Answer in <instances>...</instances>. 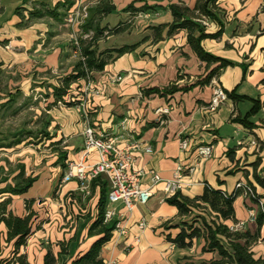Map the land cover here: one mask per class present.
Segmentation results:
<instances>
[{
    "label": "crops",
    "instance_id": "obj_1",
    "mask_svg": "<svg viewBox=\"0 0 264 264\" xmlns=\"http://www.w3.org/2000/svg\"><path fill=\"white\" fill-rule=\"evenodd\" d=\"M64 1L0 0V61L9 76V88L12 92L19 89L23 97L30 99H36L35 91L49 95L43 99L46 103L42 110L50 118V140L0 148V189L13 185L22 170L26 177L36 178L22 195L0 194V202L11 198L7 210L19 217L28 213L25 202L33 200L32 233L20 250L29 264H43L46 250L50 248L57 254L60 242L68 243L69 263L86 252L97 238L88 237V229L97 215L100 184L90 183L91 194L84 198L76 179L61 183L66 171L61 164L81 158L82 133L87 124L75 106L60 103L47 109L53 102L52 86L72 73L76 62L69 29L52 18L22 25L37 3L53 7ZM196 1L113 0L116 10L103 17L100 26L128 27L97 43V52H106L112 59L103 70L91 73L89 124L96 132L124 133L120 145L130 139L139 143L133 151V168L145 172L143 187L151 183L150 170L162 180H169L178 164L196 161L199 167L184 179L177 194L179 199L197 200L207 188L229 195L238 183L247 184L252 195L240 190L232 204L234 217L223 223L230 226L243 221L241 232L258 235L251 246L254 257L264 258V222L256 221L259 213L264 212V186L259 183L264 180V0H217L212 9L215 20L198 16ZM130 5L154 9L132 13L127 11ZM171 5L188 8L189 17L206 34L213 35L222 29L216 38H203L200 45L204 52L232 65L219 68V61L201 60L189 46L184 29L168 34V26L174 20ZM18 7L22 9L21 15L15 13ZM159 27L162 29L157 32ZM199 35L198 31L194 33V37ZM125 46L134 48L118 56L114 50ZM217 68L208 81L210 72ZM115 76L122 79L113 82ZM213 82L228 94V100L215 112L207 108ZM84 83L78 80L72 84L65 100L82 97ZM256 103L259 107L253 112ZM165 107L171 109L170 113L158 119L156 109ZM125 116L129 122L123 132L118 124ZM185 138L188 148L182 151L180 141ZM57 141L61 142L58 147L50 146ZM200 145L213 147L210 158L198 157L196 149ZM147 147L151 152L146 151ZM59 152H66V160H60ZM98 160V153L92 150L84 163L93 165ZM101 176L107 181L108 192L109 181ZM152 192L146 204H137L131 211L122 203L112 206L127 234L120 236L113 230L101 252L104 264H209L219 260L216 251L203 250V237L194 239L187 249L176 247L168 239L186 225L200 227L203 220H216V213L201 208L181 216L177 207L167 201L163 184H156ZM141 221L145 222L144 229L139 227ZM6 235V227L0 223L3 255L12 249Z\"/></svg>",
    "mask_w": 264,
    "mask_h": 264
},
{
    "label": "trees",
    "instance_id": "obj_2",
    "mask_svg": "<svg viewBox=\"0 0 264 264\" xmlns=\"http://www.w3.org/2000/svg\"><path fill=\"white\" fill-rule=\"evenodd\" d=\"M75 0H65L53 7H49L44 3H37L28 12V19L22 22V25L29 23L32 20L52 18L58 22L64 24V18L68 10L72 7ZM217 0H197L195 5V11L198 12V16H205L215 20V15L212 9L215 8ZM154 9V7L144 5L140 8H135L130 5L127 11L132 13L146 12ZM21 7L16 8L15 13L21 15ZM116 7L113 0H95V2L88 8V16L81 26V35L79 37V52L84 58H76L73 72L58 79L56 85L52 86L53 102H51L47 109L52 106L63 104L64 106H76L78 101H66L65 97L71 88V85L78 80L86 81L91 78V73L95 71H101L112 59V55H105L106 52H97V43L99 40L107 35H113L125 31L127 25H118L114 28H106L100 26V21L106 15L114 12ZM170 10L173 15V22L168 26V34L178 30L184 29L187 31V41L192 50L203 61H219L221 67L232 65L231 62L223 59L216 58L203 51L200 42L203 38L212 37L216 38L220 35L221 30L216 34H206L204 28L195 20L189 17V9L178 5H171ZM165 27V26H164ZM162 28H157L159 32ZM198 31L200 35L194 37V33ZM87 35L86 38L84 36ZM72 51L76 49L72 44ZM133 47H122L114 50L117 55L132 50ZM217 69L210 72L207 77L209 81L211 77L216 73ZM9 76L3 69V63L0 61V119L1 117H14L22 110L27 101L22 96L19 89L9 88L8 85ZM44 97H49L48 94H43ZM21 98L24 100L20 103L17 101ZM259 105L253 108V112L257 110ZM41 119V118H40ZM38 119V123H35L36 130L27 129L24 124L18 129L8 128L1 131L0 129V148H12L17 145L29 144V143H41L43 141L50 140L51 136L47 131L50 124V118L45 115L44 119ZM60 141L53 142L50 146L53 148L60 144ZM59 149V148H57ZM60 160H66V152H59ZM64 169L67 168V163L61 164ZM36 181L35 177L24 175V171L18 173L16 181L13 185H7L3 189H0V194L9 193L10 195H22L26 193L33 183ZM100 184V195L97 202V215L88 229V237H97L91 244L89 249L76 256L68 263L66 258L68 255V243L60 242L59 252L57 254L48 248L43 257V264H104L101 257V252L106 243L112 238V233L116 224L113 220L109 223L104 222V212L107 205V181L100 175L91 182ZM259 183L264 186V180H259ZM240 190H235L232 194H226L219 190L207 188L203 196L197 200H187L177 198V194L168 198L167 201L175 205L178 209L179 215L187 216L192 209H209L210 214L216 213V220L211 219L208 223L205 220L202 222V226L186 225V228H182L180 232L173 238H168L171 243L181 249H187L192 246L193 240L203 237L206 240V244L203 247L204 251H216L220 257L219 260L211 261L209 264H264V258H255L251 246L258 238V235L250 234L249 232H235L229 231L223 221L232 219L234 217L233 201ZM11 198L8 197L0 202V223H3L7 230L6 241L12 243L11 251L3 255L0 252V264H29L26 261V256L20 253L22 247L27 243L28 237L32 233V221L34 217L33 211L30 207L33 200L25 202L28 213L19 217L14 215L11 211L7 210V206L10 204ZM202 203L205 207H202ZM207 205V206H206ZM222 220V221H221ZM258 224L264 222V212H260L256 218Z\"/></svg>",
    "mask_w": 264,
    "mask_h": 264
},
{
    "label": "built area",
    "instance_id": "obj_3",
    "mask_svg": "<svg viewBox=\"0 0 264 264\" xmlns=\"http://www.w3.org/2000/svg\"><path fill=\"white\" fill-rule=\"evenodd\" d=\"M90 5L92 3L75 0L64 18V25L69 29L70 42L76 48L73 54L82 60L84 58L79 52V37L81 35V26L88 16V8ZM202 23L207 25L206 20H203ZM86 37L87 35L84 36V38ZM121 79V76H115L113 82H119ZM84 82L82 97L74 100L78 101L75 106L77 113L87 124L82 133L84 139L82 155L78 161L67 162V168L61 178V183L76 179L79 182V190L83 194V197L86 198L91 194L90 183L92 180L100 175H104L109 181L104 222L109 223L115 220L114 232L120 236H125L127 230L121 224V221L116 219V212L112 206L116 203H122L127 211H131L137 204H146L153 194V187L158 183L163 184V192L167 199L174 197L182 189L184 179L187 176H191L198 169L199 162L196 161L189 165L178 164L173 172L172 178L169 180H162L154 170H150L148 174L151 177V183L148 187H143L141 180L145 176V172L141 169L133 168V151L139 147V143L130 139L120 145L119 141L123 139L124 133L108 135L102 132H96L89 124L90 107L88 94L93 91L91 78H88ZM213 83L214 86L207 107L211 112H215L228 100V94L225 90L217 82ZM170 110L169 107L158 108L155 114L160 119L163 115H168ZM128 122V116H125L119 122L118 126L123 132L126 130ZM251 144L255 143L252 142ZM187 148L188 139H182L180 141V149L186 151ZM92 150L98 153L99 160L93 165H86L84 163L85 158ZM196 150L198 157L202 160L210 158L213 154V147L211 145H200ZM146 151L151 152V148L147 147ZM235 190H242L244 194L252 195V190L247 184L238 183ZM253 216V212L250 211V217ZM139 227L144 229L145 222L141 221ZM243 228L244 222L236 221L229 226V231L232 233L241 232Z\"/></svg>",
    "mask_w": 264,
    "mask_h": 264
},
{
    "label": "rangeland",
    "instance_id": "obj_4",
    "mask_svg": "<svg viewBox=\"0 0 264 264\" xmlns=\"http://www.w3.org/2000/svg\"><path fill=\"white\" fill-rule=\"evenodd\" d=\"M43 92L44 91H35L34 96H36V99H26V105L14 117H1V131L7 130L8 128H13L16 130L24 124L27 126V129L36 130L37 126L35 127V123H38L37 120L40 118L44 119L45 117V112L42 110V108L44 107L43 104L46 103L43 100L45 98ZM23 100L24 98H21L17 102L20 103ZM28 126L30 128H28Z\"/></svg>",
    "mask_w": 264,
    "mask_h": 264
}]
</instances>
